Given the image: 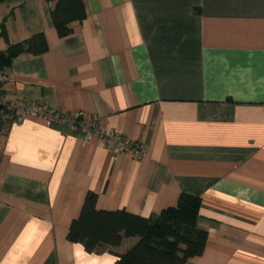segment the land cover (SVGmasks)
I'll return each instance as SVG.
<instances>
[{
    "label": "crops",
    "instance_id": "obj_1",
    "mask_svg": "<svg viewBox=\"0 0 264 264\" xmlns=\"http://www.w3.org/2000/svg\"><path fill=\"white\" fill-rule=\"evenodd\" d=\"M83 5L61 37L53 0H0L1 51L37 32L47 44L2 69L0 96L83 111L147 154L0 121V264H115L137 237L91 251L67 239L88 191L98 209L146 218L198 195L207 238L184 264H264V0Z\"/></svg>",
    "mask_w": 264,
    "mask_h": 264
},
{
    "label": "trees",
    "instance_id": "obj_2",
    "mask_svg": "<svg viewBox=\"0 0 264 264\" xmlns=\"http://www.w3.org/2000/svg\"><path fill=\"white\" fill-rule=\"evenodd\" d=\"M52 24L59 36L72 32L71 23L85 17L83 0H53ZM47 49L43 32L0 50V71L19 53L39 54ZM96 194L88 191L79 214L69 224L67 239L80 242L88 251L99 243L119 245L124 237H137L115 264H184L204 248L207 231L197 227L200 197L182 192L175 205L158 216L143 217L124 209H98Z\"/></svg>",
    "mask_w": 264,
    "mask_h": 264
},
{
    "label": "built area",
    "instance_id": "obj_3",
    "mask_svg": "<svg viewBox=\"0 0 264 264\" xmlns=\"http://www.w3.org/2000/svg\"><path fill=\"white\" fill-rule=\"evenodd\" d=\"M4 80L5 75L0 71V83ZM24 118L38 119L46 126L62 124L68 132H81L85 141L98 139L104 146L113 147L119 154L133 158H142L147 154L144 142L132 140L102 126L96 118L88 117L83 111L62 113L40 100L17 98L6 101L0 96V121H20Z\"/></svg>",
    "mask_w": 264,
    "mask_h": 264
}]
</instances>
